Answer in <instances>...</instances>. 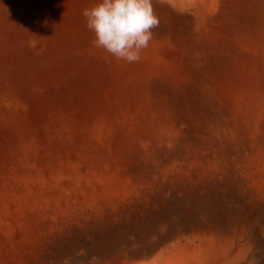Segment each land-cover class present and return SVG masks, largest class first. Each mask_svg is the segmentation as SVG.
Segmentation results:
<instances>
[{
    "label": "rangeland",
    "instance_id": "obj_1",
    "mask_svg": "<svg viewBox=\"0 0 264 264\" xmlns=\"http://www.w3.org/2000/svg\"><path fill=\"white\" fill-rule=\"evenodd\" d=\"M99 2L0 0V264H264V0L155 12L131 64Z\"/></svg>",
    "mask_w": 264,
    "mask_h": 264
},
{
    "label": "clouds",
    "instance_id": "obj_2",
    "mask_svg": "<svg viewBox=\"0 0 264 264\" xmlns=\"http://www.w3.org/2000/svg\"><path fill=\"white\" fill-rule=\"evenodd\" d=\"M82 15L94 33L93 46L128 64L141 60L160 24L153 0H100Z\"/></svg>",
    "mask_w": 264,
    "mask_h": 264
},
{
    "label": "bare ground",
    "instance_id": "obj_3",
    "mask_svg": "<svg viewBox=\"0 0 264 264\" xmlns=\"http://www.w3.org/2000/svg\"><path fill=\"white\" fill-rule=\"evenodd\" d=\"M222 5L221 0H153L154 11L162 16L161 19L162 21L164 20L163 22H169L171 19H173V16H182L185 12H187V14L188 12H191L193 18L195 19L194 21H196V24L198 26V31L202 30L201 27L204 23V20L214 22V20L221 15L220 6ZM202 36L203 33L200 37ZM210 243V247L203 250L205 251L204 254L198 253V255L196 256V258H202L200 261H206L210 257L208 254H210V249L214 247L213 241H211ZM243 251L244 249L239 250L236 256H231L229 253L223 252L221 264H238L239 259L237 257L240 256L241 259L242 255L244 254Z\"/></svg>",
    "mask_w": 264,
    "mask_h": 264
}]
</instances>
